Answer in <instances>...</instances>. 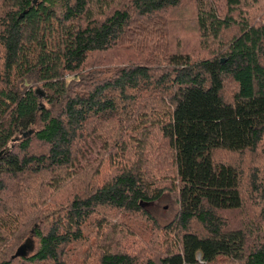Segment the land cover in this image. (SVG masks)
<instances>
[{
  "label": "trees",
  "instance_id": "trees-1",
  "mask_svg": "<svg viewBox=\"0 0 264 264\" xmlns=\"http://www.w3.org/2000/svg\"><path fill=\"white\" fill-rule=\"evenodd\" d=\"M0 264H264V0H0Z\"/></svg>",
  "mask_w": 264,
  "mask_h": 264
},
{
  "label": "rangeland",
  "instance_id": "rangeland-1",
  "mask_svg": "<svg viewBox=\"0 0 264 264\" xmlns=\"http://www.w3.org/2000/svg\"><path fill=\"white\" fill-rule=\"evenodd\" d=\"M193 42L191 39L186 40V44L192 45ZM165 203L162 206H156L157 204L154 203L152 206L148 207L149 211L156 216L158 221L162 224L168 220H170L173 217L174 214V206L172 205V202L169 200H165Z\"/></svg>",
  "mask_w": 264,
  "mask_h": 264
},
{
  "label": "water",
  "instance_id": "water-1",
  "mask_svg": "<svg viewBox=\"0 0 264 264\" xmlns=\"http://www.w3.org/2000/svg\"><path fill=\"white\" fill-rule=\"evenodd\" d=\"M24 246H25V245H22V246L17 250V252H16V254L13 256V258L19 256V254L21 253V251H23Z\"/></svg>",
  "mask_w": 264,
  "mask_h": 264
}]
</instances>
